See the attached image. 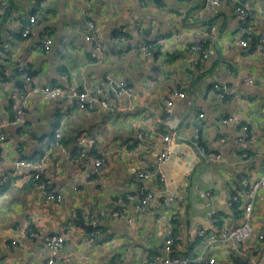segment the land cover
Returning <instances> with one entry per match:
<instances>
[{
	"label": "crops",
	"instance_id": "0c3cea01",
	"mask_svg": "<svg viewBox=\"0 0 264 264\" xmlns=\"http://www.w3.org/2000/svg\"><path fill=\"white\" fill-rule=\"evenodd\" d=\"M238 1L224 0L218 6L209 0H11L0 22V136H5L0 140V163L9 176L8 183L0 186V264H47L53 253L43 237L52 233L66 235L54 264H64L65 256L67 264H139L164 252L171 230L176 250L198 251L202 242L197 229L217 232L208 219L212 209L230 224L239 222L243 204L231 210L228 200L241 191L242 176L259 179L264 175V57L244 50L238 42L264 34V0H245L252 11L245 26L237 18ZM30 14L37 17L36 31L34 37L25 38L19 29ZM90 21L106 50L100 62L90 57L92 44L85 39ZM209 27L215 28L216 38L208 43V57L199 58L191 44L202 39ZM121 28L136 41L152 36L158 42L153 55L116 42ZM177 31L184 36L171 39ZM43 36L52 39L51 51L33 47L34 40ZM161 39L168 41L162 50ZM27 68L39 86L64 84L71 91L103 85L106 75H113L128 81L134 94L123 98L124 110L96 112L79 110L75 99L67 96L36 92L27 102L28 116L13 125L11 76ZM247 78L255 84H248ZM216 82L225 83L230 91L224 102L213 86ZM175 90L185 96L174 99L178 135L172 137V153L163 165L169 179L163 189L157 177L141 179L137 171L157 166L164 134L171 132L163 122L164 100ZM62 108L67 113H61ZM72 113L79 115L72 119ZM199 113L205 115L200 121L201 143L208 151L221 153L220 161L203 159L194 146V118ZM61 120L66 123L64 132L76 120L87 129L80 136L91 140L90 159L70 160L77 139L67 137L63 149L55 147L54 139L46 147ZM242 124L249 127L250 144L242 140ZM102 127L106 128L100 133ZM140 133L144 140L138 147ZM43 150L45 156L37 164L17 166L22 156L38 157ZM95 156L104 159L99 172ZM31 166L52 178L63 193L62 202H47L32 182L33 174L25 177ZM11 173L17 182L10 179ZM142 184L157 197L148 211L140 212L125 195ZM170 196L182 202L165 204L163 198ZM121 207L131 221L111 213ZM89 215L99 218L102 232L94 244L85 243L86 228L74 220L89 224ZM253 225L251 241L211 251L217 264H264V238L259 239L264 235V188L254 201ZM29 229L40 237H31L25 232ZM16 231L19 240L14 247L11 234Z\"/></svg>",
	"mask_w": 264,
	"mask_h": 264
},
{
	"label": "built area",
	"instance_id": "2783aa9c",
	"mask_svg": "<svg viewBox=\"0 0 264 264\" xmlns=\"http://www.w3.org/2000/svg\"><path fill=\"white\" fill-rule=\"evenodd\" d=\"M214 5H221L224 0H209ZM11 0H0V22L5 16L7 10L10 8ZM236 6L237 18L240 23L245 26L248 25L252 18V11L245 0H239ZM37 25V17L34 14H30L26 21L22 24L19 29V33L25 37H34ZM90 31L85 36V39L92 44L89 50L90 57L94 61H102L105 57L106 50L98 37L95 25L92 21L89 23ZM203 38L197 40L191 44L193 52L198 54V57H208V43L216 38V31L214 27H209L202 33ZM184 36V33L177 31L174 33L171 39H179ZM114 40L125 44V48L129 50H137L146 54L153 55V46L158 44L156 40L150 35H146L141 41L134 40L125 28L119 29L115 35ZM160 43L161 50L167 44L168 41L165 39L158 40ZM157 42V43H156ZM244 50L251 51L258 56L264 57V34H260L253 41L241 38L238 42ZM33 47H41L45 51H51L53 49V41L49 36H43L42 39L34 40ZM54 52V51H53ZM57 52V50H55ZM199 62V61H198ZM13 87L9 91L10 107L12 110V116L10 117V123L17 125L28 116L29 98L36 92H44L51 97H62L67 96L74 100L75 106L79 110H95L100 108L102 110H124L125 106L123 103L124 97H131L134 94L133 86L126 80H122L114 77L113 75H106L103 85L87 86L84 85L80 89H72L67 91L64 89V84L39 86L35 84L32 71L22 70L18 76L13 79ZM246 82L250 85L255 84L254 79L247 78ZM259 84V83H257ZM214 88L219 91L220 101L224 102L226 95L230 93L225 83L216 82ZM185 93L179 90L173 91L170 96L166 97L163 106V122L167 125L171 132L164 134V148L157 157V166L155 168L142 167L137 171V175L141 179H149L151 177H157L159 184L163 189H166L169 185V179L167 173L163 170V165L168 161L171 156L172 150L170 147L172 137L178 135L177 128L173 123L174 117V99L176 97H184ZM68 109L62 108L61 113L66 112ZM204 113L197 114L194 118L195 127V139L194 146L198 150L199 155L210 162L220 161L222 155L219 152H210L201 143V125L200 121L204 118ZM232 121V118H228ZM65 120H61L54 127V145L63 149V143L66 138L64 128ZM221 129V127H219ZM242 140L246 144L252 142L249 127L246 124H242ZM140 141L136 144L138 147L142 146L143 135L140 133ZM0 140H5V136L1 135ZM75 148L76 153L69 155L70 160L74 163L86 161L90 159L88 152L91 146V140L84 135L77 138ZM104 159L102 156L94 157V166L97 172L102 168ZM17 166L29 165L23 159L17 162ZM34 185L43 191L44 198L47 202L60 203L63 201V193L57 189L54 185L52 178L48 175H44L42 172L37 171L31 177ZM9 176L7 171L1 166L0 163V186H4L8 183ZM264 188V175L259 179H251L247 175L241 178V191L235 192L231 195L228 200V207L234 210L239 204H243L241 217L238 223L230 224L228 218L225 216L217 215V211L212 209L209 213L208 219L214 223L217 228V232L207 231L205 228H198L196 231L197 237L201 239V248L196 252H180L175 249L176 235L174 231H169L164 244L163 253H155L149 256L144 262L139 264H217L218 258L212 254V250L216 246H227L231 244L234 247H238L242 243H247L252 240L255 234L253 225V207L256 195L259 191ZM207 197H211V191L206 192ZM157 197V194L149 189L145 184L134 192H128L125 198L135 203V207L138 211H148L153 203V200ZM163 202L167 205H171L172 202H182L181 198L176 196L164 197ZM114 216L124 217L126 221H131L128 217V212L125 207L117 208L111 211ZM102 215L105 214L101 213ZM92 229L85 237V243L94 244L98 241L102 234L99 226V218L95 215H89ZM23 228H20L22 230ZM31 237L37 238L40 235L37 232H33L32 229L25 230ZM12 240L11 245L14 247L18 246L19 231L11 234ZM64 233H52L43 237L45 246L53 253V255L47 260V264H54L56 261L55 254H57L62 245L65 242ZM264 235L260 234L259 239H263ZM64 264H67L69 257L65 256L62 258Z\"/></svg>",
	"mask_w": 264,
	"mask_h": 264
},
{
	"label": "trees",
	"instance_id": "16d2710c",
	"mask_svg": "<svg viewBox=\"0 0 264 264\" xmlns=\"http://www.w3.org/2000/svg\"><path fill=\"white\" fill-rule=\"evenodd\" d=\"M1 55H2V54H0V56H1ZM24 70H29V71H31V70L28 69V68H27V69H24ZM18 74H19V71L14 72V73L12 74L11 77L14 79V78H16V77L18 76ZM2 75H4V73H3ZM83 111H85V110H83ZM88 111H90V110H88ZM91 111L99 112V111H103V110L100 109V108H96L95 110H91ZM69 112H72V109H71V108H70V111H69ZM74 115L77 116V115H79V114H78V113H75ZM74 115H73V113H72V119H73ZM74 119H75V118H74ZM78 120H79V118H78ZM78 120L74 121V123H73L72 125H70V127H69V124H68V127H67V129H66V131H65V135H66L65 140L67 139V137H68L70 140L77 139V138L80 137V135L82 134V132H84V131L87 130L86 128L84 129V128L80 125V123H76ZM80 120H81V118H80ZM67 130H68V132H67ZM53 139H54V135H53V137L49 140V142L46 144V147L49 148V147L52 145V143H53ZM65 140H64V141H65ZM64 143H66V142H64ZM48 148H47V150H48ZM45 153H46V151L43 150L42 153H41V155H38V157H32V156H29V157H23V156H22V159H23L25 162H27V163L29 162L30 164H37L36 161H41V160L44 158ZM72 153L75 154V153H76V150H75V151L73 150ZM73 154H71V155H73ZM38 158H40V159H38ZM32 166H33V165H32ZM32 166H31V167H32ZM35 172H36V169H34V168L32 167L31 174H34ZM78 216L82 217L81 214H78Z\"/></svg>",
	"mask_w": 264,
	"mask_h": 264
},
{
	"label": "rangeland",
	"instance_id": "374dc122",
	"mask_svg": "<svg viewBox=\"0 0 264 264\" xmlns=\"http://www.w3.org/2000/svg\"><path fill=\"white\" fill-rule=\"evenodd\" d=\"M8 10H9V9H8ZM105 128H106V127H102V129H100V130H101L100 133H103V131H104ZM97 148H98V145H96L95 150H94V153L96 152ZM213 165H214V164H213ZM26 170H27V172H25V177H27V176H29V175L31 174V168H26ZM10 179H11L13 182H17V181H18V178L15 177L12 173H11Z\"/></svg>",
	"mask_w": 264,
	"mask_h": 264
},
{
	"label": "water",
	"instance_id": "95a60500",
	"mask_svg": "<svg viewBox=\"0 0 264 264\" xmlns=\"http://www.w3.org/2000/svg\"><path fill=\"white\" fill-rule=\"evenodd\" d=\"M37 171H40L41 169H36ZM74 220L77 222V223H79V224H81L83 227H85L86 228V233H89V231L92 229V224L91 223H86V222H84L82 219H80V218H74Z\"/></svg>",
	"mask_w": 264,
	"mask_h": 264
}]
</instances>
